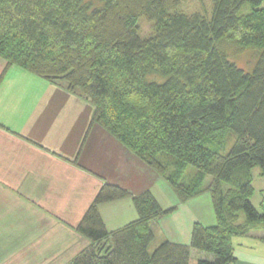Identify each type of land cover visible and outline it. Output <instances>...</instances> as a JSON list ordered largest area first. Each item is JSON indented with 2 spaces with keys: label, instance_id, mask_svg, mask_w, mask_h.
<instances>
[{
  "label": "trees",
  "instance_id": "1",
  "mask_svg": "<svg viewBox=\"0 0 264 264\" xmlns=\"http://www.w3.org/2000/svg\"><path fill=\"white\" fill-rule=\"evenodd\" d=\"M100 1L0 0V57L88 99L92 122L180 202L208 189L216 223L195 221L189 243L166 239L150 251L152 222L177 205L163 207L150 188L104 183L75 226L89 243L67 264H236L234 236L264 229V209L251 200L253 167L264 174V0H212L211 13L192 14L179 11L183 0ZM142 17L156 23L153 34L140 35ZM247 53L250 71L233 59ZM229 133L228 151L207 143L224 145ZM189 165L198 171L183 180ZM125 197L138 216L109 229L100 205Z\"/></svg>",
  "mask_w": 264,
  "mask_h": 264
},
{
  "label": "crops",
  "instance_id": "2",
  "mask_svg": "<svg viewBox=\"0 0 264 264\" xmlns=\"http://www.w3.org/2000/svg\"><path fill=\"white\" fill-rule=\"evenodd\" d=\"M6 66L0 57V264L19 251L22 264H64L89 243L75 226L104 183L154 192L157 176L92 122L88 99ZM100 211L109 229L138 216L131 197L104 202ZM257 231L234 236L243 239L234 244L236 264H264V229Z\"/></svg>",
  "mask_w": 264,
  "mask_h": 264
},
{
  "label": "rangeland",
  "instance_id": "3",
  "mask_svg": "<svg viewBox=\"0 0 264 264\" xmlns=\"http://www.w3.org/2000/svg\"><path fill=\"white\" fill-rule=\"evenodd\" d=\"M93 2L94 5L101 4L100 0H84V3ZM212 0H183L180 4L179 11L192 14L195 12H212ZM251 10V4L249 2L245 3L241 8V13H246ZM139 24V33L141 36H149L153 34L156 30V23L151 21L148 18L142 17L138 21ZM240 66L244 67L245 70L250 71L253 68L255 63L254 57L247 53L243 56L233 58ZM149 77L157 78L158 80H162L160 76L150 74ZM58 86H63L58 84ZM90 102V101H89ZM91 103V102H90ZM92 104V103H91ZM234 136L229 133L226 138L224 145H218L212 142H207L210 146L218 149L219 151H228L233 143ZM157 179L155 181L156 186L154 187V193L158 195L161 202L165 206L172 205V203H178V206L171 213H167L163 215L157 221L152 222V226L155 233V238L150 244V251H153L155 247H157L162 241L166 239H170L176 242L187 243L190 241L191 231L193 223L196 221L194 219H199L202 223L206 225H212L211 222L214 221L216 223V215L214 212V206L212 201V196L210 191L207 189L196 196L191 201L186 203H181L178 199L177 194L169 185L167 180L158 174L154 169H151ZM198 169L193 165H189L186 169L187 177L183 178V180L188 179V177L196 174ZM253 174V185H254V194L251 196V200L254 205L261 211L264 209V174L262 173V168L260 166H255L252 169ZM148 180L151 182L152 177L148 176ZM212 181V176L207 174L205 178V185L210 184ZM224 187L227 188L229 185L224 183ZM240 218L239 221H243L245 219V214L242 209L238 211ZM194 220V222H193ZM192 225V226H191ZM262 231H255L254 234L259 235ZM240 240H243L240 237L234 238V244H238ZM255 240V239H253ZM250 243H254V241L247 239ZM26 251V247L23 249ZM194 255L199 257H206L209 259L214 258V254L211 252L197 250L195 248L192 249ZM22 251L13 255L10 260L6 261L2 264H22ZM64 262V261H63ZM67 261L64 264H67Z\"/></svg>",
  "mask_w": 264,
  "mask_h": 264
}]
</instances>
